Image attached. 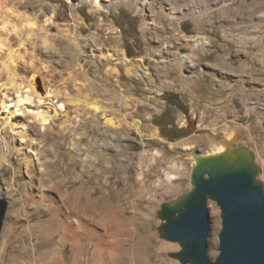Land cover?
<instances>
[{
    "label": "rangeland",
    "instance_id": "374dc122",
    "mask_svg": "<svg viewBox=\"0 0 264 264\" xmlns=\"http://www.w3.org/2000/svg\"><path fill=\"white\" fill-rule=\"evenodd\" d=\"M25 1L0 0V100L12 97L17 82L41 94L53 91L66 111L41 130L24 115L11 117L8 104L0 103V199L7 202L0 264H179L169 256L179 245L160 238L158 213L190 189L193 154H213L227 142L245 146L264 185V0H197L171 23L156 12L161 0L154 10L139 0L104 1L100 10L68 0L27 9ZM74 8L84 29L72 67L66 69L65 57L20 58L33 49L27 23L52 16L47 33L59 35L69 25L73 36ZM237 21L247 22L246 31L236 30ZM164 92L177 94L189 109V127L185 115L174 112L179 137L172 140L153 123L164 110ZM6 116L11 125L4 124ZM22 123L29 126L25 136L13 133ZM39 191L47 199L31 200ZM207 206V256L214 260L220 209L211 200ZM67 234L82 239L68 241ZM98 236L111 249H125L100 260Z\"/></svg>",
    "mask_w": 264,
    "mask_h": 264
},
{
    "label": "water",
    "instance_id": "95a60500",
    "mask_svg": "<svg viewBox=\"0 0 264 264\" xmlns=\"http://www.w3.org/2000/svg\"><path fill=\"white\" fill-rule=\"evenodd\" d=\"M138 123L140 121L136 120ZM220 154H193L190 189L161 205L160 238L178 244L179 264H264V185L261 168L245 146L223 145ZM220 209L218 256H207L208 201ZM7 202L0 199V232Z\"/></svg>",
    "mask_w": 264,
    "mask_h": 264
},
{
    "label": "bare ground",
    "instance_id": "6f19581e",
    "mask_svg": "<svg viewBox=\"0 0 264 264\" xmlns=\"http://www.w3.org/2000/svg\"><path fill=\"white\" fill-rule=\"evenodd\" d=\"M42 1L43 0H26L25 1L26 6L24 8L28 9L29 5L30 6L31 5L32 6L38 5L40 7H43ZM68 1H70V3L72 1H74L73 3H75L76 8L80 7V6L88 5V6L96 7L100 10L105 5V4H103L104 1H110V0H68ZM118 1H119V3L120 2L124 3V2L130 1V0H118ZM132 1L138 2V0H132ZM161 1L162 2L159 4V7H158L159 9H157L156 12H157L159 18L162 20L168 17L169 23H171L172 21L178 20V19H180V17L185 15L186 12H184V10H187L186 5L188 3L192 6L193 10L196 7V5H198L197 0H168L167 3L169 6V8H168L169 10L167 12L168 15H166L165 14L166 12L164 11V8H163V6H164L163 3L166 0H161ZM40 2H41V4H39ZM139 2L143 8H148V9L154 10L157 0H139ZM48 8L50 9V7H48ZM143 8H141V11H144ZM76 14H77V11L74 8L73 12L70 14V18L72 20H74V22H75L74 28L76 29L75 30L76 32L73 34V36L69 34L70 30H71L70 29L71 26H69V25H68V27H66V29L61 30L60 31L61 33L59 35H51V34L47 33L46 26L54 23V18L52 16L45 18L42 21V23L39 25H36V23H30V22L27 23L26 27L28 29H26V30L31 32L28 40H29V44L32 46L33 49L31 51H29L27 49L24 52L23 57H20V56L19 57L22 59H26V58L32 59V60L35 59V61L39 60L41 57H46L49 59L54 58L55 56L60 57V58L65 57V60H63V61H65V63H66V69L67 68L69 69L70 67H72L76 63V56H77L76 55V49L78 47V43H76L75 40H77V41L82 40V39H80V34L82 33L81 30L84 29V27L81 25L83 23L77 22ZM19 17H22L26 21H32V18L23 16L21 11L19 12ZM98 21H100V20L98 19ZM150 24H154V23L151 22ZM99 27H101V24L97 23L95 25V28H97V30H98ZM13 32L19 36L20 29L14 26ZM37 34H41V36L37 38V36H36ZM95 36L96 35L92 36L91 39H92V41L97 42V38ZM113 39H114L113 42L115 43L116 39L114 37H113ZM83 41H85V39H83ZM38 43L40 44V46H38ZM0 49H1V47H0ZM13 52L14 51L9 53L11 56L10 58H11L12 62H13L14 57H15V52L14 53ZM112 58H113V56L111 54H107L105 56L106 60L112 59ZM184 58L189 59L187 57H184ZM185 61L188 62V60H185ZM12 89L14 90V92L12 93V97L5 95V97L2 98V100H0V103L2 105L8 104V106H5V107H7V109H9V115L11 117H16V116L18 117V116L24 115L25 117H27V119H29V121L32 120L33 122H36V124L39 125L41 130H44L47 127H49L54 122V119L57 116H60L63 112L66 111V104L63 101H60L59 98L56 96V94L51 90H48L44 94H41L38 91L36 92V90L33 88V86H30V85L27 86V85H24L23 83H17V82L12 83ZM10 108H12V110H10ZM94 109L98 110L99 107L95 105ZM2 119H6V118L4 117ZM12 120L13 119H11L8 116L6 119V122L4 124L11 125V123H13ZM109 123L111 125H113L112 122H109ZM21 127H22L21 128L22 130L19 132L14 131L13 128H12L13 130L12 129L11 130H12V132L14 131L13 133H15V134H18L20 136H22V135L25 136L26 130H27V128H29V126H27V124L22 123ZM0 130H2V128H0ZM24 141L22 140V142H24ZM9 149H11V148H9ZM224 150H225V147L222 146L217 152H215L213 154H215V155L218 153L220 154V152H223ZM24 187H25V185H24ZM30 199L31 200L37 199V202H42V201L47 199V196L44 195L43 192L39 191V193H37L36 195L31 196ZM67 235L68 236L65 235V238L68 241L73 242V241H78V240L82 239V234H67ZM99 236L97 237L96 244L98 246L97 249L101 253L100 260L104 259L103 254H106V253H109V255L111 253L112 254H114V253L119 254L123 251V249H125L124 247H123V249H121L122 247H119V246L117 247V245H115L114 248L111 249V247H108L110 245L107 246V244H105V242L103 241L105 239L102 240L101 237H99ZM116 237H118V235H116ZM53 264H60V261L57 260V261L53 262Z\"/></svg>",
    "mask_w": 264,
    "mask_h": 264
},
{
    "label": "trees",
    "instance_id": "16d2710c",
    "mask_svg": "<svg viewBox=\"0 0 264 264\" xmlns=\"http://www.w3.org/2000/svg\"><path fill=\"white\" fill-rule=\"evenodd\" d=\"M125 51L129 57L132 56L128 52L127 48H125ZM162 99L165 102L164 110L158 118L154 119L153 123L156 127L159 128L160 134L162 135V137L168 140L176 139L179 136L175 133L176 128L174 125L173 114L175 111H179L182 114H184L186 119L188 120V127H189V109L187 105L183 103L180 97L177 94H174L172 92H164L162 94ZM186 129L180 128L177 131L178 133H183V136H184L186 135V133L184 134Z\"/></svg>",
    "mask_w": 264,
    "mask_h": 264
},
{
    "label": "crops",
    "instance_id": "0c3cea01",
    "mask_svg": "<svg viewBox=\"0 0 264 264\" xmlns=\"http://www.w3.org/2000/svg\"><path fill=\"white\" fill-rule=\"evenodd\" d=\"M243 24H247V22L244 23L243 21H239V22L237 21V23H236V30H237V31H246L245 28H244V29L242 28V27H243ZM242 38H243V37H241V36L238 37L239 40H242ZM246 59H247V57H246ZM245 62H247V61H245ZM244 69H245L246 73H248L250 76L253 75V74H252V73H253V70H252L251 67L245 66Z\"/></svg>",
    "mask_w": 264,
    "mask_h": 264
},
{
    "label": "built area",
    "instance_id": "2783aa9c",
    "mask_svg": "<svg viewBox=\"0 0 264 264\" xmlns=\"http://www.w3.org/2000/svg\"><path fill=\"white\" fill-rule=\"evenodd\" d=\"M141 123V122H140ZM156 155H157V157H161V155H159L157 152H154Z\"/></svg>",
    "mask_w": 264,
    "mask_h": 264
}]
</instances>
